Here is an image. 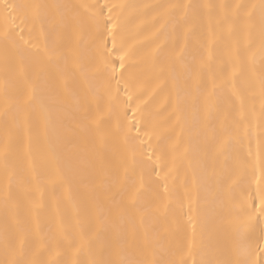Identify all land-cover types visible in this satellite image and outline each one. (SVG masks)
<instances>
[{"label":"snow or ice","instance_id":"1","mask_svg":"<svg viewBox=\"0 0 264 264\" xmlns=\"http://www.w3.org/2000/svg\"><path fill=\"white\" fill-rule=\"evenodd\" d=\"M0 209V264H264V0H0Z\"/></svg>","mask_w":264,"mask_h":264},{"label":"bare ground","instance_id":"2","mask_svg":"<svg viewBox=\"0 0 264 264\" xmlns=\"http://www.w3.org/2000/svg\"><path fill=\"white\" fill-rule=\"evenodd\" d=\"M50 2H56V0H50ZM122 2L130 3V4H139V3H157L161 2V0H122ZM193 2H234V0H193ZM250 2H255V0H250ZM185 212L187 213V207L185 208ZM194 219L196 221V233L197 235L200 232L201 228V218L194 214ZM186 220V216H185ZM3 221V213L2 209H0V223ZM191 228H188V234L191 235ZM173 258L172 252L169 250V244L167 241H163L161 245L157 249L156 259L160 260L162 264H166V262ZM189 264H192V261L189 260Z\"/></svg>","mask_w":264,"mask_h":264}]
</instances>
